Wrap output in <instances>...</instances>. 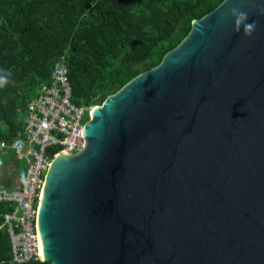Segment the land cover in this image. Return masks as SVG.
Segmentation results:
<instances>
[{
	"label": "water",
	"instance_id": "95a60500",
	"mask_svg": "<svg viewBox=\"0 0 264 264\" xmlns=\"http://www.w3.org/2000/svg\"><path fill=\"white\" fill-rule=\"evenodd\" d=\"M90 115L83 149L47 171L41 261L264 264V0L193 19Z\"/></svg>",
	"mask_w": 264,
	"mask_h": 264
},
{
	"label": "trees",
	"instance_id": "16d2710c",
	"mask_svg": "<svg viewBox=\"0 0 264 264\" xmlns=\"http://www.w3.org/2000/svg\"><path fill=\"white\" fill-rule=\"evenodd\" d=\"M222 1L0 0V76L8 81L0 87V141L23 134L28 102L64 51L73 101L99 105L158 65L188 34L192 20ZM10 208L0 202V224ZM0 264H18L10 261L3 227Z\"/></svg>",
	"mask_w": 264,
	"mask_h": 264
},
{
	"label": "built area",
	"instance_id": "2783aa9c",
	"mask_svg": "<svg viewBox=\"0 0 264 264\" xmlns=\"http://www.w3.org/2000/svg\"><path fill=\"white\" fill-rule=\"evenodd\" d=\"M65 54L54 61L49 80L40 82L29 100L23 134L0 143L24 164L18 187H0V202L11 206L2 213L0 227L8 236L10 261L18 264L40 260L36 217L47 171L57 154L83 149L81 128L91 117L93 106L72 99Z\"/></svg>",
	"mask_w": 264,
	"mask_h": 264
},
{
	"label": "crops",
	"instance_id": "0c3cea01",
	"mask_svg": "<svg viewBox=\"0 0 264 264\" xmlns=\"http://www.w3.org/2000/svg\"><path fill=\"white\" fill-rule=\"evenodd\" d=\"M23 169V162L15 158L10 149L0 147V187H18Z\"/></svg>",
	"mask_w": 264,
	"mask_h": 264
},
{
	"label": "clouds",
	"instance_id": "9594fccd",
	"mask_svg": "<svg viewBox=\"0 0 264 264\" xmlns=\"http://www.w3.org/2000/svg\"><path fill=\"white\" fill-rule=\"evenodd\" d=\"M230 14L231 16H234L236 17L235 19V23L237 25H242L243 26V29H244V34L247 35V36H251L253 31L255 30V27H256V24L255 22L253 21L252 23H248L247 22V13L245 12H242L240 11L239 9L237 8H231L230 10ZM7 77L6 76H0V87L4 86L6 83H7ZM15 138V137H14ZM13 139V138H12ZM10 141V140H9ZM9 141H3L1 140V142H9ZM0 147H3V148H8L10 149L9 147L7 146H1ZM11 150V149H10ZM12 151V150H11ZM13 153V152H12ZM14 154V153H13ZM14 157L16 158V156L14 155ZM23 162V161H22Z\"/></svg>",
	"mask_w": 264,
	"mask_h": 264
},
{
	"label": "bare ground",
	"instance_id": "6f19581e",
	"mask_svg": "<svg viewBox=\"0 0 264 264\" xmlns=\"http://www.w3.org/2000/svg\"><path fill=\"white\" fill-rule=\"evenodd\" d=\"M70 52H71V51H69V53H70ZM59 154H60V153H59ZM59 154H57V155L54 157V159H55ZM54 159H53V160H54ZM53 160H52V161H53ZM51 163H52V162H51ZM51 163H50V164H51Z\"/></svg>",
	"mask_w": 264,
	"mask_h": 264
},
{
	"label": "rangeland",
	"instance_id": "374dc122",
	"mask_svg": "<svg viewBox=\"0 0 264 264\" xmlns=\"http://www.w3.org/2000/svg\"><path fill=\"white\" fill-rule=\"evenodd\" d=\"M25 112V111H24Z\"/></svg>",
	"mask_w": 264,
	"mask_h": 264
}]
</instances>
